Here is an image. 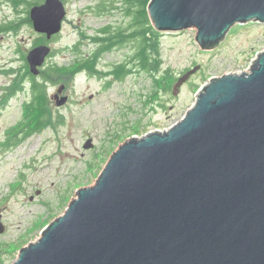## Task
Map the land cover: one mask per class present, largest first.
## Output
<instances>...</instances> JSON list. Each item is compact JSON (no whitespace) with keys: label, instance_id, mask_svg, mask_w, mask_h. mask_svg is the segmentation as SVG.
<instances>
[{"label":"water","instance_id":"water-1","mask_svg":"<svg viewBox=\"0 0 264 264\" xmlns=\"http://www.w3.org/2000/svg\"><path fill=\"white\" fill-rule=\"evenodd\" d=\"M146 12L156 32L194 29L202 51L235 25L264 24V0H150ZM64 16L61 0L29 12L47 39ZM49 53H28L32 75ZM13 264H264V51L247 71L210 79L167 130L119 145Z\"/></svg>","mask_w":264,"mask_h":264},{"label":"rangeland","instance_id":"rangeland-1","mask_svg":"<svg viewBox=\"0 0 264 264\" xmlns=\"http://www.w3.org/2000/svg\"><path fill=\"white\" fill-rule=\"evenodd\" d=\"M13 1L0 0L2 264H13L21 248L36 242L41 231L65 212L76 190L94 185L112 152L126 139L168 129L183 118L210 79L247 71L264 51V24L235 25L211 51L200 50L196 31L189 29L158 33V53L152 58L156 68L149 72L136 67L132 60L136 49L129 43L101 54L92 73H75L79 57L95 55L97 46L91 38L102 37L100 30L106 26L116 32L129 25L122 3L63 0L60 31L46 40L25 22L33 7L26 4L35 0ZM10 23L14 30H2ZM40 45L50 48L45 66L56 63L61 69L45 87L47 110L52 120L58 117L63 123L11 142L20 126H33L35 114L26 106L31 102L26 59ZM122 64L128 74L120 78L115 68ZM58 93L67 97L61 106L56 105ZM89 139L92 147L84 148Z\"/></svg>","mask_w":264,"mask_h":264},{"label":"trees","instance_id":"trees-1","mask_svg":"<svg viewBox=\"0 0 264 264\" xmlns=\"http://www.w3.org/2000/svg\"><path fill=\"white\" fill-rule=\"evenodd\" d=\"M40 1L44 0H35L29 4L27 2L26 5L29 9L31 6L38 5ZM61 1L63 2V0ZM119 1L124 6L126 16L130 21L129 25L124 29H118L116 32H112L110 26H106L100 30L102 37L91 38L93 41L92 43L97 46L95 55L91 58L79 57L76 60L78 69H75V73L81 70H87L88 72L92 73L95 70L96 64L101 54L109 52L111 49L116 47H124L129 43L134 44L136 49V53L132 58V60L136 62V67H139L140 70L145 72H149L156 68V59L152 58L158 53L159 34L153 30L147 17L146 8L150 0ZM13 2L15 4L18 3L17 0H14ZM25 22L28 24L31 23L29 16H27ZM14 27V24L10 23L9 25H6L4 29L11 31L14 30ZM74 50L78 52L79 48L74 47ZM59 71H61V69L56 63H48L46 66L44 63L43 67L39 71L38 77L32 75L29 72L27 77L29 78L28 83L31 93V102L26 106L28 108V112L31 113V115L35 114V117L32 119L33 126L27 125L22 129L20 126L17 136H15V139H12L11 142L17 141L18 143L20 140H25L36 133L42 132L48 126H53L54 124L61 125L63 123V121H61V119L58 117L56 120H52V117L46 106V82L51 81V79L55 77ZM115 71L117 73L116 75L120 78H123L128 74V72L125 70V65L123 64L117 66ZM11 142L7 145H12ZM2 257V254H0V264H2Z\"/></svg>","mask_w":264,"mask_h":264},{"label":"flooded vegetation","instance_id":"flooded-vegetation-1","mask_svg":"<svg viewBox=\"0 0 264 264\" xmlns=\"http://www.w3.org/2000/svg\"><path fill=\"white\" fill-rule=\"evenodd\" d=\"M5 28V26H3V28L2 29H4ZM4 31H6L5 29H4ZM136 130V129H135Z\"/></svg>","mask_w":264,"mask_h":264}]
</instances>
